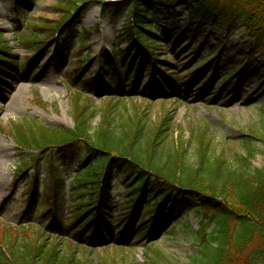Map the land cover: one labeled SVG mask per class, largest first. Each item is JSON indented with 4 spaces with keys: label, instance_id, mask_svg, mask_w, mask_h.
<instances>
[{
    "label": "rangeland",
    "instance_id": "obj_1",
    "mask_svg": "<svg viewBox=\"0 0 264 264\" xmlns=\"http://www.w3.org/2000/svg\"><path fill=\"white\" fill-rule=\"evenodd\" d=\"M102 1L82 4L72 16V27L60 29V35L38 50L31 32H39L40 36L52 33L49 29L42 33L39 27L58 25L66 13L60 8L62 0H0V36L14 61L11 71L0 81V125L28 119L72 128V94L83 90L90 99V109L98 110L90 116L93 129L100 123V109L112 100L117 102V110L126 113L137 107L149 127L169 113L173 118L170 144L182 131L187 141L192 130L208 128L212 153L224 150L229 162L244 153L243 141L251 136L257 148L252 168L264 167V67L258 69L264 63V53L246 37L245 30L229 35L225 28L206 27L194 33L185 0H156L149 5L153 15L146 19L148 25L141 36L143 40H157L149 51L152 55L143 50L137 58L145 56V60L128 65L122 51L129 45L124 31L130 25L134 0ZM207 60L211 62L206 65ZM199 64L202 71L192 75ZM187 146L188 159L196 161L193 140ZM28 153L19 149L10 134L0 130V154L4 156L0 233L12 229L18 234L25 228L30 236H36L34 229L44 230L64 248L67 242L73 243L79 256L90 253L93 264L190 262L197 250L194 235L199 230L202 210L189 211L190 203L180 204L178 200L175 205L165 201L157 212L150 210L147 203L153 202L157 192L151 184L136 210L135 221L125 224L120 208L137 190L127 189L132 175L114 164L111 202L104 203L102 214L110 216L111 221L106 223L101 217L88 222L92 208L73 224L72 212L84 208L76 206L82 198L72 195L77 189L73 182L82 167L96 160L91 156L83 163V154L76 152L75 158L68 161L55 155L65 181L59 197L62 208L57 207L58 217L62 218L59 224L51 211L41 207L48 203L44 200L50 180L46 153L40 154L41 163L36 167L41 176L34 198L24 178L14 181L22 154ZM27 175L34 177V172L30 170ZM150 222L154 230L142 233ZM82 224L85 230L77 232ZM151 250H160L161 258Z\"/></svg>",
    "mask_w": 264,
    "mask_h": 264
},
{
    "label": "trees",
    "instance_id": "obj_2",
    "mask_svg": "<svg viewBox=\"0 0 264 264\" xmlns=\"http://www.w3.org/2000/svg\"><path fill=\"white\" fill-rule=\"evenodd\" d=\"M87 1L62 0L60 8L66 13L58 20V25L39 27L42 33L47 29L52 33L40 36L39 32H31L35 37L32 39L35 48L42 49L56 30L71 28L73 14ZM154 1L134 0L132 3L130 25L124 31L129 45L122 51L123 56L128 58V65L141 51L152 50L157 43L153 38L143 40L141 37L148 25L146 19L153 15L149 5ZM185 1L189 4V22L194 26V33L206 27L225 28L229 35L245 30L246 37L253 39L256 49L264 53V0ZM143 57L139 56L137 63H142ZM13 66L14 61L0 36V81ZM36 94L38 100L42 101L38 92ZM116 105L117 102L112 100L106 102L99 112L100 123L93 129L90 116L97 109H90L89 97L83 90H77L72 94L75 122L72 128L48 126L28 119L0 125V130L10 134L21 151L30 152L22 154L14 180L24 178L31 199L34 198L41 176L36 167L41 163L40 154L46 153L50 180L44 200L48 203L41 207L54 212L57 222L61 224L57 207L62 208L59 197L65 181L61 166L55 162V155L68 161L73 160L78 152L83 154V163L95 156L96 160L82 167L73 182L77 189L72 195L82 198L76 202V206L84 207L72 212L73 224L79 223L92 208L94 210L88 222L101 217L106 223L111 221L110 216L102 214L104 203L111 202L113 165L116 164L132 175V184L127 189L137 190L124 200L120 208L125 224L135 221L136 210L152 184L157 192L153 202L147 203L150 210L157 212L165 201L171 200L175 205V201L179 200L181 204L190 203L189 211H203L199 230L194 235L197 250L186 264H264V167L252 168L251 164L257 151L256 139L247 136L243 141L244 153L229 162L224 150L218 154L212 153L213 140L208 128L192 130L187 141L183 140L182 131L179 138H173L170 144L168 139L173 118L169 113L162 116L157 125L149 127L137 107L133 112L126 113L117 110ZM191 140L197 159L194 162L187 157V143ZM30 170L34 172V177L27 175ZM100 195L102 198L98 204ZM154 226L150 222L141 232H152ZM34 230L36 236H30L25 228L18 234L12 229H3L0 233V264H93L90 253L79 256L78 249L70 241L64 248L44 230ZM84 230L82 224L77 232ZM153 255L161 258L162 253L156 250ZM104 264L116 262L106 261Z\"/></svg>",
    "mask_w": 264,
    "mask_h": 264
},
{
    "label": "bare ground",
    "instance_id": "obj_3",
    "mask_svg": "<svg viewBox=\"0 0 264 264\" xmlns=\"http://www.w3.org/2000/svg\"><path fill=\"white\" fill-rule=\"evenodd\" d=\"M263 67H264V63L261 62V66H260L258 69H263ZM13 105H14V103L11 102V104L9 105V107L12 108ZM3 157H4V156H3L2 154H0V172H2V167H3V164H4V159H3ZM3 182H4V180H3V179H0V198H1V196H2V194H1V188H2V186H3V185H2Z\"/></svg>",
    "mask_w": 264,
    "mask_h": 264
}]
</instances>
